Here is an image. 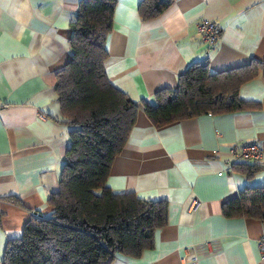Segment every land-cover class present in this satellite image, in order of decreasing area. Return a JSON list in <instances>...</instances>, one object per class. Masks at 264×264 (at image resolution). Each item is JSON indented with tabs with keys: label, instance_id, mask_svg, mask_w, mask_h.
Segmentation results:
<instances>
[{
	"label": "crops",
	"instance_id": "1",
	"mask_svg": "<svg viewBox=\"0 0 264 264\" xmlns=\"http://www.w3.org/2000/svg\"><path fill=\"white\" fill-rule=\"evenodd\" d=\"M141 0H117L106 41L105 73L134 101L176 89L194 62L222 72L264 60V0H174L159 17L143 21ZM79 0H0V264L7 242L19 239L33 216L47 215L58 189L72 127L62 117L56 74L69 61V22ZM199 19L216 22L221 40L204 45ZM239 97L259 104L247 112L203 115L155 128L142 109L106 186L167 204L166 224L154 247L138 258L117 254L110 264H264L258 240L264 222L226 217L222 206L249 178L230 149L257 143L264 166V77L240 86ZM244 171V172H243Z\"/></svg>",
	"mask_w": 264,
	"mask_h": 264
},
{
	"label": "trees",
	"instance_id": "2",
	"mask_svg": "<svg viewBox=\"0 0 264 264\" xmlns=\"http://www.w3.org/2000/svg\"><path fill=\"white\" fill-rule=\"evenodd\" d=\"M173 1L141 0L137 14L143 21L155 19ZM116 3L79 0L69 22L70 58L56 74L55 92L61 115L72 129L58 189L47 198L51 212L31 217L21 237L7 242L1 264H110L117 254L138 258L154 247V232L166 224L167 204L134 193L115 194L106 180L139 110L161 128L198 116L259 107L242 100L238 92L244 83L264 77V60L251 59L216 73L207 62H194L177 77L176 89L159 90L152 101H134L114 87L104 67ZM261 163L236 162L231 168H243L249 178L264 172ZM222 212L226 217L264 222V184L243 188L222 206Z\"/></svg>",
	"mask_w": 264,
	"mask_h": 264
},
{
	"label": "built area",
	"instance_id": "3",
	"mask_svg": "<svg viewBox=\"0 0 264 264\" xmlns=\"http://www.w3.org/2000/svg\"><path fill=\"white\" fill-rule=\"evenodd\" d=\"M195 31L199 34L201 41L207 47H214L221 40L222 30L220 26L210 20L202 19L195 23ZM232 157L241 162L261 161L263 151L257 143H245L230 149ZM258 254L260 261L264 262V233L258 240Z\"/></svg>",
	"mask_w": 264,
	"mask_h": 264
}]
</instances>
